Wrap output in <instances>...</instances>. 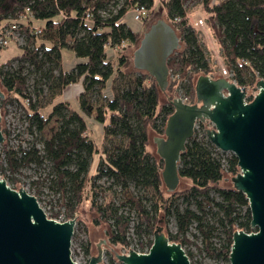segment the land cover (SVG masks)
<instances>
[{
    "label": "trees",
    "instance_id": "trees-1",
    "mask_svg": "<svg viewBox=\"0 0 264 264\" xmlns=\"http://www.w3.org/2000/svg\"><path fill=\"white\" fill-rule=\"evenodd\" d=\"M108 1L111 7L107 8V15H103L102 0H0V28L17 23L27 34L26 44L17 54H12L13 58L32 64L37 73L34 86L37 99L32 101L31 93L26 91L25 66L19 64L4 69L11 59L0 62V89L7 92L0 98L1 113L5 111L6 102L16 101L23 107L30 129L35 128L38 132L54 115L59 117L57 129L42 140V154L34 144L19 150L7 148L5 131L1 129L4 140L0 147L3 148L5 165L0 161V174L8 170L11 182L16 183L13 174L19 168L31 163L39 165L47 159L55 174L54 183L62 195L66 219L75 217L83 202L88 201L89 209L97 213L99 220L107 224L112 221L110 242L126 247L129 217L109 201L98 204L96 200L102 191L96 180L105 175L120 185L122 205L134 211L137 236L150 235L145 242L139 241L138 250L149 248L158 225L162 226L170 241L183 246L188 241L185 232L195 221L204 236L205 253L213 259L228 262L233 232L254 230L250 227L245 195L232 183L224 184L225 173L231 177L239 171L236 157L230 153L224 168L222 154L225 152L218 150L205 136L189 138L180 153L178 166L180 179L184 178L188 185L167 192L161 179L163 162L150 150L148 139L149 130L163 135L166 118L173 111L170 102L173 97L170 95L177 84L183 85L186 102L193 103L197 75L212 76L214 68L199 39L200 30L187 18L186 0H162L161 8L170 19L166 21L178 33L180 46L167 59L169 74L173 73L175 78L168 79L166 90L160 91L145 71H124L126 53L118 52L115 66L106 55V46L114 47L122 40L128 42L127 45H138L142 33L158 19H153L156 8L153 7L143 18L142 29L134 30L120 19L130 5L151 8L156 0ZM201 2L205 23L217 39L223 59L233 72L232 78L246 90L247 87L255 89L256 80L264 78V0ZM26 8L32 15L29 21L34 23V20L33 25L41 24V33H30L19 18ZM86 13L90 14L88 20L83 19ZM176 18L178 20L173 21ZM62 48L71 49L79 59L68 70L61 69ZM79 80L83 90L77 98V109L68 113V101L54 100V97L65 86ZM108 82L112 89L110 96L103 94ZM42 87L46 88L50 98L48 105L41 104L38 99ZM95 88L104 102L94 107L89 94ZM161 92L168 93L164 102L160 101ZM251 98L252 95L248 99ZM87 118L101 124L102 147L87 132ZM205 124L200 122L202 126ZM94 153L99 161L96 170L90 172V158ZM130 183L141 193L132 191ZM178 199L185 202L183 207L179 206ZM192 204L194 208L190 207ZM212 209L214 222L210 223L205 216ZM170 216L175 219L177 229L174 233L162 224ZM217 228L222 237L214 243L210 238ZM84 251L88 262L92 255L89 243L84 246ZM110 251L107 262L98 264H123L115 258L116 250L111 247ZM186 254L190 258V253Z\"/></svg>",
    "mask_w": 264,
    "mask_h": 264
},
{
    "label": "water",
    "instance_id": "water-1",
    "mask_svg": "<svg viewBox=\"0 0 264 264\" xmlns=\"http://www.w3.org/2000/svg\"><path fill=\"white\" fill-rule=\"evenodd\" d=\"M180 46V37L164 18L152 22L132 52L135 69L148 73L160 91L168 85L167 59ZM199 74L194 81L195 101L181 93L171 98L173 111L166 118L163 135L153 137L162 160L161 179L167 192L177 189L180 153L194 134L197 122L210 121L206 138L237 159L239 171L232 186L248 201L250 227L232 234L229 264H264V78L255 82L256 93L246 100V89L227 76ZM3 91V92H2ZM4 90L0 89V98ZM1 121V114H0ZM4 136L0 129V144ZM76 216L64 221L49 218L36 196L21 186L10 187L0 176V264H83L73 259L70 244ZM110 240L103 234L87 264H98ZM114 256L123 264H192L180 243L170 241L161 225L155 228L148 250L124 253L113 244ZM194 264V263H193Z\"/></svg>",
    "mask_w": 264,
    "mask_h": 264
},
{
    "label": "rangeland",
    "instance_id": "rangeland-1",
    "mask_svg": "<svg viewBox=\"0 0 264 264\" xmlns=\"http://www.w3.org/2000/svg\"><path fill=\"white\" fill-rule=\"evenodd\" d=\"M104 7L101 9V13L103 15H107L106 11L107 8L111 7L108 0H102ZM120 3V2H119ZM162 4L160 1H155L154 7L157 10L156 15L154 16V20L156 18H164L167 19L166 13L163 8H161ZM185 8L187 13L190 17L200 16L204 20V28L201 29L199 27V39L205 47V52L207 53V58L210 65L214 68L212 72V76L214 74L220 75L219 65H223L227 67L222 53L221 48L217 42V39L214 37L212 30L207 26L205 23V14L203 12L202 2L201 0H186L185 1ZM124 22L132 27L134 30L142 29L143 24L142 20H135L133 18L132 12L129 10L125 12L123 15ZM167 20L170 21L168 18ZM35 23V21L33 20ZM32 23V24H34ZM37 26H41L40 23L37 22L35 24ZM82 34V33H81ZM10 37L7 46L0 47V62L6 59H11L9 65H5L4 69L15 68L17 65L22 64L25 66L23 72L27 75L26 81V91L31 93L32 101H36L37 95L34 93V86L36 83L37 73L34 72V66L27 61H18L14 59L12 54H17L20 50L22 45L26 44L27 34L22 28H18L16 31L8 34ZM128 42L124 43L123 48L121 50H116L115 47L106 46V55L107 58L111 60L113 65H116L117 57L119 53L123 52L126 53L127 63L125 67H123L124 71H134L136 70L132 63V52L134 50L135 45H127ZM119 52V53H118ZM61 56H62V67L66 69H70L76 61L79 59L75 57L74 53L69 48H62L61 49ZM57 70H55L56 73ZM175 76L172 74L168 75V79L173 80ZM115 81H119V79L115 78ZM236 82V81H235ZM237 84V82H236ZM238 85V84H237ZM83 88V86H82ZM257 89L255 87H247V95H254ZM47 90L45 87H42L41 95L38 96L39 101L41 104L46 105L50 102V98L46 94ZM112 93L111 85L108 82L106 88L103 90V94L110 96ZM181 93L182 98L186 101L185 89L183 85L177 84L174 90L171 93V97L178 96ZM4 94L7 92L4 90ZM91 102L93 103L94 107L99 103L104 102L103 96L98 94L97 89H93L90 92ZM168 96V93H160V101L164 102ZM67 112L73 111L75 108L72 101L67 102ZM43 105V106H44ZM48 105V104H47ZM5 111L3 114L1 113V121H0V129L5 131V137L7 148H12L14 150H19V148H24L29 146L30 144H34L37 148H39L40 153H43V139H47L52 132L57 129L59 125V117L54 115L52 119L49 121L47 126L41 131L38 132L35 128H31L29 126V121L25 116L23 107L17 103L16 101L6 102L4 107ZM77 108V107H76ZM88 123L87 132L90 134L93 141L100 145L102 140L101 134V124L95 121L93 118L86 119ZM206 126H209L206 123ZM196 132H194L192 137L201 138L203 136V127L198 126L196 128ZM4 136V135H3ZM156 136V133L152 130L148 132V139H149V147L150 150L156 154L155 152V144L153 142V137ZM108 146V145H107ZM102 147V146H101ZM231 152H225L222 154V162L224 168H226V158L229 156ZM90 172H94L98 165L99 157L97 153H94L90 158ZM0 161L5 165L4 161V152L3 148L0 147ZM11 173L6 170L3 174H0L3 177L7 184L15 189H18L20 186L26 190V192L33 194L36 196L39 206L43 209L44 213L47 217L53 218L58 221L66 220L65 215V207L62 203V195L60 191L57 189L54 181H55V174L51 169V163L47 159H44L41 164L31 163L28 166L21 167L19 170L13 174L15 178H17L16 183H12L10 180ZM97 184L102 187V191L97 196L96 200L98 204H104L105 202H110L113 206L117 207L119 212L127 215L130 219V224L127 230V240L128 245L126 247H120L123 252H127L129 249L136 250L139 244V241L145 242L149 234H142L140 237L137 236L135 232V224H136V216L132 209L128 206L122 205L123 200L120 196V185L113 181L111 178L102 175L97 178ZM230 175L225 173L224 175V184H230ZM188 185V181L184 178L180 179L177 188H184ZM130 189L135 193H141V190L134 186L133 183H130ZM179 206L183 207L185 202L181 199H178ZM190 207L194 208L193 204ZM213 210H209L205 216V220L213 223ZM57 213V214H56ZM71 218V217H70ZM68 219V218H67ZM112 221L109 220V224L102 222L99 220V217L96 212L89 209L88 201L83 202V204L79 207L78 212L76 214V222L75 228L73 232V236L71 239L70 250L74 260H77L83 264H87L88 255L84 251V246L89 243L92 255L96 254L97 251V244L100 243L103 234L110 240V231L112 227L110 223ZM165 229H168L170 232H176V224L175 219L173 216H170L167 222L162 223ZM185 237L187 238V242L183 244L184 249L186 252L190 253V258L193 263L198 264H229V261L226 262L224 260H217L209 257L204 249V236L197 228V223L193 221L188 229L185 232ZM222 237V233L219 228L213 231L212 237L210 240L214 243H218L220 238ZM114 249L113 244L111 242L105 241L103 245L104 254L102 255V262H107L108 260V252L110 248ZM113 252V250H112ZM90 258V257H89Z\"/></svg>",
    "mask_w": 264,
    "mask_h": 264
},
{
    "label": "built area",
    "instance_id": "built-area-1",
    "mask_svg": "<svg viewBox=\"0 0 264 264\" xmlns=\"http://www.w3.org/2000/svg\"><path fill=\"white\" fill-rule=\"evenodd\" d=\"M157 1L162 2V0H157ZM153 7L154 6H152L150 8V7H146L144 5H141V4H134V5H130L126 9V12L130 10L132 12L133 18L135 20H143V18L146 17L151 12ZM89 17H90V14L86 13L83 19L88 20ZM19 18L24 21L25 27L28 29V31L30 33H33V34L37 35V34L42 32V27L41 26L33 25L29 21L30 19H32V15H31V13H30L28 8H26L25 13L19 15ZM187 18H188L189 22L192 23L195 27H199L201 29L204 28V20L200 16H196V17L193 18V17H190L187 14ZM177 20L178 19L176 18L173 21H177ZM18 28H19V26H18L17 23H10V24L5 25L4 27L0 28V47L1 46H6L8 44V41L10 39V37H8V34L12 33L13 31H16ZM125 42H126L125 40H122L120 43L116 44L114 46L115 49L116 50H121V48H123ZM219 70H220V74L222 76H224V77L227 76L228 80H231V81L235 82V80L232 78L233 77L232 70H230L228 67H224L222 64L219 65ZM248 98H249V95L246 94V100H249ZM206 123H208L209 126H206V124L204 126L200 125V121H198L197 122V126H195V128L198 127V126H202L203 127V136H205V137H206L205 130L207 128H210V127L213 126V124L210 121H206ZM145 250H148V248H145ZM136 251H140V250L136 249ZM124 253H126V252H124Z\"/></svg>",
    "mask_w": 264,
    "mask_h": 264
},
{
    "label": "crops",
    "instance_id": "crops-1",
    "mask_svg": "<svg viewBox=\"0 0 264 264\" xmlns=\"http://www.w3.org/2000/svg\"><path fill=\"white\" fill-rule=\"evenodd\" d=\"M120 20H123V16L121 17ZM61 69L62 70H68V69L62 67V56H61ZM82 86L83 85H82L81 80H79L77 82L70 83L63 88L62 92L59 95H56L54 97V100H62V101H68V102L72 101L73 103H75L73 105V107L75 108L74 110H76L77 109L76 108L77 107V98H78V95L80 94V92L83 90Z\"/></svg>",
    "mask_w": 264,
    "mask_h": 264
}]
</instances>
